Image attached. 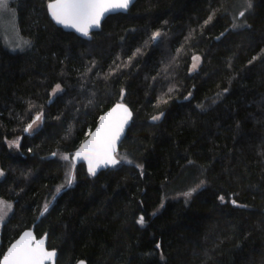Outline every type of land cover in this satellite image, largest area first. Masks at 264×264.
<instances>
[{
  "label": "trees",
  "instance_id": "16d2710c",
  "mask_svg": "<svg viewBox=\"0 0 264 264\" xmlns=\"http://www.w3.org/2000/svg\"><path fill=\"white\" fill-rule=\"evenodd\" d=\"M47 2H12L28 50L0 42V198L13 203L0 258L30 230L55 264H264V0L239 19L246 0H136L88 41L57 28ZM234 19L251 27L233 29ZM118 102L132 112L118 153L143 169L121 163L91 177L77 165L67 186L61 156ZM201 179L187 203L173 199Z\"/></svg>",
  "mask_w": 264,
  "mask_h": 264
},
{
  "label": "snow or ice",
  "instance_id": "6c2138e0",
  "mask_svg": "<svg viewBox=\"0 0 264 264\" xmlns=\"http://www.w3.org/2000/svg\"><path fill=\"white\" fill-rule=\"evenodd\" d=\"M132 3V0H48L47 2V12L51 17V20L55 22L56 25H60L64 28L73 29L76 33H79L80 36L91 39L90 30L93 28H99L101 26V21L104 19L105 15L113 12H127L129 5ZM252 8L251 0H246V7L244 10L239 11L238 17L245 18V14ZM12 11L9 8L8 0H0V12H10ZM212 19V16H209L208 21H205L207 24ZM250 28L251 25H248L246 19L243 23L232 24V28ZM223 35V33L221 34ZM161 36L160 31H155L152 33L150 40L153 43H157ZM219 39V37H217ZM30 46V41H23L16 44V48L23 51L25 47ZM15 50V49H14ZM137 52L140 49L136 50ZM179 52V49L177 50ZM135 53L133 54V56ZM133 57L128 58V62H131ZM256 57H253L249 61V64L255 60ZM194 61H199V56H193ZM125 66H127V63ZM115 63V61L113 62ZM93 67L95 66V61L92 62ZM117 68L120 65H116ZM193 67H196V64H193ZM92 69L88 68L86 71L90 72ZM112 74L110 69L109 73L106 74V77ZM99 75V73H97ZM155 79V78H154ZM61 85L58 83L52 90V94H55L58 91H61ZM172 89H169L171 92ZM228 89H224V92H227ZM121 97L124 96V89L120 91ZM191 93H189V96ZM185 99H188L186 96ZM167 101H165L166 103ZM215 103V101H213ZM201 107V105H197ZM163 116V112L159 115L152 116V121H158L160 117ZM132 117V112L128 107L123 103H116L108 112L104 113L99 117L98 123L96 124L95 131H89L86 135L88 136L76 149L74 155L71 157L68 155H62L61 159L69 161L70 168L74 167L75 161L83 160L87 163L88 175L95 177L97 175L98 169L106 168H115L117 165L124 163L132 165L136 168L143 169L141 164H133V161L127 156L121 157L117 151L118 144L121 142L122 134L124 133L125 127L128 125ZM43 113L37 112L34 117L31 118V122L27 123L23 127V132L28 135H32L34 131L39 128L34 129L33 125L37 121H42ZM20 137H16L12 140L6 141L9 148L20 147L19 144ZM31 151V149H29ZM53 156L56 153L52 154ZM192 163V161H189ZM4 176V171L0 170V177ZM74 180V175L71 170L66 175V185L71 186ZM206 181L201 179L195 187L190 188L187 192L182 193L185 198H188L192 195L193 192L197 191ZM64 187V185H61ZM57 188V192H59ZM217 199L223 204L225 203V196L219 195ZM187 203V199L185 201ZM235 207H246V205L238 204L236 200L230 201ZM161 206H163L161 204ZM11 211L12 204L6 202L3 199H0V223H3L7 212ZM47 205L44 206L43 211L46 212ZM43 214V213H42ZM155 215V213H153ZM137 224L141 226L145 223V218L143 215L139 216L136 221ZM157 248L160 247L159 244L156 245ZM56 256L55 250L49 251L45 248V240L43 238L36 239L34 238L31 231H25L18 240L12 243L7 251L3 253L2 258H0V264H50L53 261V258ZM161 255V259H163ZM77 264H84L83 261H78Z\"/></svg>",
  "mask_w": 264,
  "mask_h": 264
},
{
  "label": "rangeland",
  "instance_id": "374dc122",
  "mask_svg": "<svg viewBox=\"0 0 264 264\" xmlns=\"http://www.w3.org/2000/svg\"><path fill=\"white\" fill-rule=\"evenodd\" d=\"M15 0H8V4H9V8L12 10L10 12H7V13H4V12H0V42L3 44V46L10 52H25L26 50L29 49L30 46L28 47H25L23 51L17 49L15 46L17 43H21L23 41H25L26 39L23 38L20 34H19V31H18V28H17V19H16V12H15V9L14 7L12 6V2H14ZM240 7V5L238 6V8ZM236 18V17H235ZM28 41V40H27ZM15 49V50H14ZM196 56V55H195ZM200 61H194L193 60V57H192V61H191V65H190V69H189V72L190 73H194L199 65H200ZM196 64V67H193V64ZM62 89V88H61ZM53 90V89H52ZM52 90L50 92V97L51 98H54L56 95L60 94L62 92L61 91H58L56 92L55 94H52ZM38 122L33 125V128L36 129L37 128V125H38ZM8 145V143H7ZM16 148V147H14ZM70 166V164H69ZM70 171V167L67 171V173ZM3 176L0 177V180H2ZM196 192V191H195ZM193 192L192 195L195 193ZM191 195V196H192ZM190 197L188 198H185L182 193L181 194H178L176 196L173 197V199H182L183 201H186L189 200ZM2 199V198H0ZM4 201L6 202H10L12 204V209L11 211H7V209H3L4 211L7 212V215L5 217V220L4 222L9 218V216L11 215L12 213V210H13V203L11 201H7L5 199H3ZM3 223H0V230L2 228V225L4 224Z\"/></svg>",
  "mask_w": 264,
  "mask_h": 264
},
{
  "label": "water",
  "instance_id": "95a60500",
  "mask_svg": "<svg viewBox=\"0 0 264 264\" xmlns=\"http://www.w3.org/2000/svg\"><path fill=\"white\" fill-rule=\"evenodd\" d=\"M135 1L136 0H132V3H130V5H129V9L131 8V6L135 3ZM129 9H128V11H129ZM127 11V12H128ZM46 12H47V5H46ZM127 12H113V13H108V14H106L105 15V17H104V19L101 21V25H102V23H103V21L107 18V17H109V16H112V15H116V14H126ZM47 16H48V18L50 19V21L57 27V28H59V29H61L62 31H64V32H66V33H72V34H74L76 37H78V38H80V39H83V40H90V39H88V38H85V37H82V36H80V34L79 33H76L73 29H68V28H64V27H62V26H60V25H56L55 24V22L54 21H52L51 20V17L48 15V12H47ZM100 29H101V26L99 27V28H93V29H91L90 30V36L92 35V34H94V33H97V32H99L100 31ZM114 106V105H113ZM112 106V107H113ZM111 107V108H112ZM129 109V108H128ZM130 110V109H129ZM109 110H107L106 112H108ZM106 112H104V113H106ZM103 113V114H104ZM102 114V115H103ZM99 120V119H98ZM130 122H131V119H130V121H129V123H128V125L125 127V130H124V133L122 134V137H121V142H122V140H123V138H124V136H125V134H126V132H127V129L129 128V126H130ZM97 123H98V121H97ZM96 123V124H97ZM95 127H96V125H95ZM95 127L93 128V130H91V131H95ZM88 138V136H86V138L85 139H87ZM84 139V140H85ZM83 140V141H84ZM82 141V142H83ZM81 142V143H82ZM121 142L118 144V148H119V146H120V144H121ZM80 143V144H81ZM118 148H117V151H118ZM77 149V148H76ZM76 151V150H75ZM75 151H74V153H75ZM74 153H73V155H74ZM72 155V156H73ZM77 165H83L84 167H85V169H86V171H87V163L85 162V161H83V160H77V161H75V165L74 166H77ZM111 167H109V168H106V169H104V168H102V169H98V171H97V175L100 173V172H103V171H106V170H108V169H110ZM87 173H88V171H87ZM30 231V230H29ZM24 233V232H23ZM22 233V234H23ZM22 234H20L13 242H11L10 243V245L12 244V243H14L16 240H18L19 238H20V236L22 235ZM33 234V233H32ZM33 236H34V234H33ZM34 238H36L35 236H34ZM41 238H43L44 240H45V248L47 249V247H46V237H41ZM41 238H39V239H41ZM37 239V238H36ZM9 245V246H10ZM8 246V247H9ZM48 250V249H47ZM6 251H7V249H6ZM50 264H55V257L53 258V261H51L50 262Z\"/></svg>",
  "mask_w": 264,
  "mask_h": 264
}]
</instances>
